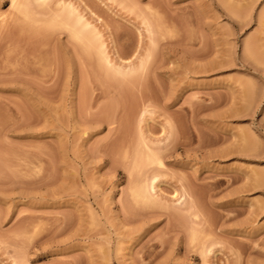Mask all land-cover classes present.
<instances>
[{
	"label": "rangeland",
	"instance_id": "obj_1",
	"mask_svg": "<svg viewBox=\"0 0 264 264\" xmlns=\"http://www.w3.org/2000/svg\"><path fill=\"white\" fill-rule=\"evenodd\" d=\"M26 1L0 0V264H264V0Z\"/></svg>",
	"mask_w": 264,
	"mask_h": 264
},
{
	"label": "bare ground",
	"instance_id": "obj_2",
	"mask_svg": "<svg viewBox=\"0 0 264 264\" xmlns=\"http://www.w3.org/2000/svg\"><path fill=\"white\" fill-rule=\"evenodd\" d=\"M24 1H26V0H24ZM35 1H36V0H35ZM42 1H43V3H44V1L46 2V0H41L40 2H42ZM22 2H23V1H22ZM26 2H29V0H27ZM37 2H39V0H38ZM29 3H30V2H29ZM29 3H27V4H29ZM27 4H26V5H27ZM18 5H19V4H18ZM20 5L22 6V8L25 9V11H26V8H27V10H29V6H30V5H27L28 7L25 5V3H20ZM67 10H68V11H67ZM67 10H65L63 13L66 14V11H67V15H68V17H65V18H69V19H70V18H72L71 14L73 13V11H72V10H69V8H67ZM70 11H72V12L70 13ZM63 13H61V14H56V15H57V16L60 15V17H61V16L63 15ZM69 13H70V16H69ZM25 14H26V13H25ZM73 14H74V13H73ZM73 14H72V15H73ZM56 15H54V16L56 17ZM67 15H65V16H67ZM60 17L58 16L57 18H60ZM63 17H64V16H63ZM76 18H77L76 21H78L77 24L74 23V21H73V20L76 19ZM76 18H72V21H73V22H70L71 20H69V19L66 20V19L61 18V20L63 19V21L60 20V22H59V21H55L56 18L54 19V17H53V22H57V23L59 22V24L62 23L64 26H65L66 24H68V23H70V24L72 23V25L75 24L77 29H76L75 27H72V25H69V24H68L67 27H70V28H69L70 31H73V30H74V31H75V34L77 33V35H75V36H76L77 38H78V36H79L78 39H81V40H82V38H83V40H85V37H87V38H88V41H89V39L91 40L93 37H94V38H98V35H97L96 32L94 33L93 30L90 31L89 28H86L87 26H86V27L82 26V25L84 24V23H83L84 21L80 20V19H81L80 17H79V18L76 17ZM57 20H58V19H57ZM64 20H65L66 22H65ZM68 20H69V21H68ZM76 21H75V22H76ZM81 21H82V23H81ZM81 24H82V25H81ZM85 24H86V23H85ZM85 24H84V25H85ZM60 25H61V24H60ZM75 25H74V26H75ZM77 25H78V26H77ZM79 25H80V26H79ZM87 25H88V24H87ZM81 26H82V27H81ZM71 27L74 28V29L71 30ZM79 27H80V29H79ZM88 27H89V26H88ZM81 28H83V32H82V34H83L84 37H81L82 34H79V33L82 31ZM84 28H86V29H84ZM75 29L78 30V31L80 30V32H79V33L76 32ZM87 29H88V31H84V30H87ZM74 31H73V33H74ZM89 32H90V34H89ZM84 33H85V35H84ZM86 33L89 34L90 37H89ZM91 33H93V35H91ZM86 35H87V36H86ZM94 35H97V37H95ZM86 40H87V39H86ZM86 40H85V41H86ZM94 41L97 42L98 40L96 41V39H93V41H90V42L86 43V45L88 44L86 47H89V45L91 46L92 44L94 45V44H95ZM86 42H87V41H86ZM92 42H94V43H92ZM89 43H90V44H89ZM91 43H92V44H91ZM97 44H98V46H102V45L99 44L98 42H97ZM92 47L94 48V47H96V45H95V46H92ZM90 48H91V47H89V49H90ZM93 48H91V49H93ZM98 48H100V47H97V50H96V51H98L99 54H101V53L104 52V51L102 52V48H101V49H98ZM100 50H101V52H100ZM98 52H97V55H99ZM103 54H105V53H103ZM101 55H102V54H101ZM102 56H103V57H102ZM102 56H101V57H102L101 60L104 59V56H105V55H102ZM99 57H100V55H99ZM106 58H107V57H106ZM107 59H108V58H107ZM107 59H104V60H105V63H106V60H107ZM104 60H103V61H104ZM108 63H109V60H108ZM148 150H150V149H148ZM152 189H153V188H152ZM150 190H151V189H150ZM142 194H143V197L148 198L150 193L148 194V192H146V191L144 190ZM147 195H148V197H147ZM149 198H150V197H149ZM150 201H151V200H149V202H150ZM151 202H152V201H151Z\"/></svg>",
	"mask_w": 264,
	"mask_h": 264
}]
</instances>
